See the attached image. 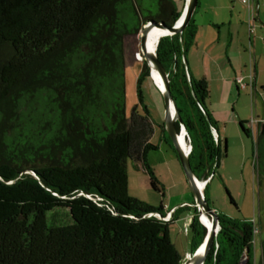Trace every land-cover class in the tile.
Returning a JSON list of instances; mask_svg holds the SVG:
<instances>
[{
    "label": "trees",
    "instance_id": "obj_1",
    "mask_svg": "<svg viewBox=\"0 0 264 264\" xmlns=\"http://www.w3.org/2000/svg\"><path fill=\"white\" fill-rule=\"evenodd\" d=\"M182 2L0 0V264H179L170 227L184 207L162 220L148 214L165 216L163 204L128 194L127 159L141 163L152 189L163 195V187L147 159L158 147L150 142L158 125L141 90L145 60L137 102L125 113L124 40L147 20L173 25ZM195 33L192 19L180 34L162 36L157 53L190 138L191 169L201 181L210 176L206 199L226 149L211 132L207 81L188 70ZM60 206L73 222L48 224L46 212ZM217 213L220 228L203 264H241L243 252V264H254L253 223ZM191 220L193 253L205 235L195 207Z\"/></svg>",
    "mask_w": 264,
    "mask_h": 264
},
{
    "label": "rangeland",
    "instance_id": "obj_2",
    "mask_svg": "<svg viewBox=\"0 0 264 264\" xmlns=\"http://www.w3.org/2000/svg\"><path fill=\"white\" fill-rule=\"evenodd\" d=\"M172 1L181 8L183 4L182 0ZM232 1L233 0H200L197 9L198 12L195 14L196 19H206L209 16L222 18L229 14V9L225 8L217 10L216 12H206L204 8L206 3H227L229 5H231V3H236L235 0L234 2ZM259 5H261V8H264V0H259ZM222 31L226 32V29L222 28ZM124 44L125 113L129 116L132 107L137 102L136 78L140 66L143 63V59L139 52L138 33L135 35H128L124 40ZM258 53L259 54L254 55V60H257L262 67L256 78L257 91L250 95L248 88L245 90L240 89L239 95L236 96L237 99L231 102L233 110L245 118L243 119L246 121L244 126L247 128L249 127L248 121L250 117L264 118V95H262L264 92L259 86L260 83L264 84V49L258 51ZM242 54L243 58L241 61L242 64L246 66L248 64L247 53L242 51ZM186 57L189 67L192 64L190 54L187 53ZM197 66L200 67L199 64H197ZM192 68V72H194V67ZM194 74L196 76V73ZM152 82L149 77L145 78L141 82V90L144 103L149 110L150 119L154 124L160 125L163 122V100L161 94L154 88V83L152 84ZM208 103L209 101L207 99V106ZM258 134L259 132L257 136ZM244 137V149L241 147L243 144L240 143L235 135H231L228 142H226L225 156L224 154L221 155L219 166L213 169V179L209 181L206 190V199L218 212H222L229 217L249 220L255 225L257 232L254 235L252 246L253 250L255 248L257 249V262L260 264L261 253L264 252V137L258 145V150L256 146L254 147L250 136ZM150 140L151 143L159 145L157 149L148 151L147 159L149 160L148 162H151L154 168V174L163 187V195L152 189L146 172L138 166V161L132 159H127L126 162L128 194L154 207H157L160 203L164 204V202L167 203L171 201L173 195L181 188H186V190L190 191L192 194L188 184H186L184 188L186 177L175 151H173V148L169 145L171 140H169V142H163L162 144L158 140V133L151 135ZM220 141V148L223 151V138ZM161 145L162 147H160ZM230 198L233 202L230 201ZM186 210L188 211L187 215L190 214V210L187 209V207H185V211ZM46 218L48 224L66 225L73 222L68 209L61 206L54 207L47 211ZM191 224L192 220L190 216L188 218L186 217L184 222L183 220H179L175 225L170 227L171 240L177 245L180 254L183 252V258L180 264H188L192 254L197 250L191 253Z\"/></svg>",
    "mask_w": 264,
    "mask_h": 264
},
{
    "label": "crops",
    "instance_id": "obj_3",
    "mask_svg": "<svg viewBox=\"0 0 264 264\" xmlns=\"http://www.w3.org/2000/svg\"><path fill=\"white\" fill-rule=\"evenodd\" d=\"M235 1L236 3H231V5L227 3H206L204 7L206 12H216L217 10L225 8L229 9V14L222 18L209 16L206 19L198 20L196 19V15H194L193 19L196 25V33L194 36V43L187 52L190 54L192 63L191 66L188 67V70L190 68L189 72L193 78H205L207 81L209 91V103L207 108L216 120L215 130L219 140L223 138V142L226 144L231 135H235L240 143L243 144L241 147L244 149V136L246 135L242 131L239 121H246L243 120L245 118L240 116L238 112L233 110L231 102L237 99L236 96L239 95L240 89L245 90L247 88L238 87L234 80L235 77H242L243 81H247L248 74L252 69L255 86L253 92L257 91L256 78L260 73L262 65H260L257 60H254V55L259 54L258 51L264 49V8H261V5H259L258 21L255 24L254 33L249 35L246 25V8L239 0ZM257 1L259 4V0ZM232 2H234V0ZM222 28H225L226 32H223ZM249 45L252 48L253 55L252 67L249 62ZM242 51L247 53L248 64L246 66H244L241 61L243 58ZM197 64H199L200 67H198ZM192 67H194V72H192ZM194 73H196V76ZM259 86L264 92V84L260 83ZM261 126L260 124L258 128ZM155 133H158V140L162 144L163 142H167L165 134L159 125L154 128L153 134ZM160 147H162V145ZM149 163L153 168L151 162ZM138 166L144 170L140 162ZM186 182L185 179L184 188L187 184ZM190 194V191H187L186 188H181L173 195V198L171 196V201L167 203L164 202V210L167 211V213H171L176 207H184L183 216L179 219L184 222L186 217H192V209L194 207L192 203H194V197L193 194ZM185 207L190 210V214L187 215L188 211H185ZM263 262L264 252L261 253L259 263L263 264ZM253 263L258 264L256 248L253 250Z\"/></svg>",
    "mask_w": 264,
    "mask_h": 264
},
{
    "label": "water",
    "instance_id": "obj_4",
    "mask_svg": "<svg viewBox=\"0 0 264 264\" xmlns=\"http://www.w3.org/2000/svg\"><path fill=\"white\" fill-rule=\"evenodd\" d=\"M200 0H185V5L182 8L179 17L171 26H167L161 22H155L153 20H147L141 27L140 31L138 32V40H139V52L143 55V59L146 61L147 58H150L158 67V71L160 74V78L162 81L161 87V96L163 100V125L164 129L169 136L173 149L176 153V156L179 160L183 173L186 177L187 184L195 197L194 205L197 207V212L203 210L211 215L212 218V232L209 233L207 237L200 243L198 249L201 250L200 254L196 257L192 264H203L206 258V255L214 242V238L216 233L218 232L220 226L218 222V213L217 211L209 204V202L205 199L204 195V187L209 178L204 179V184L202 188L200 187L199 179L194 175L189 160L188 155L191 151V143L190 138L187 134L186 128L179 116V113L176 109L175 102L172 98V94L169 88V70L167 68V64L163 61L157 53V44L159 39L164 35H171L175 33H181L184 28L189 24V22L193 19L197 9L199 7ZM150 27H157L163 30L161 36L158 37L156 43L151 47H148L147 43V32ZM148 66V65H147ZM184 131L186 134L189 142L188 148L185 149L182 146L180 141V133ZM30 172V171H28ZM34 175L33 172H30ZM194 208V207H193ZM183 258V252L180 254V261ZM244 262L241 260V264Z\"/></svg>",
    "mask_w": 264,
    "mask_h": 264
},
{
    "label": "built area",
    "instance_id": "obj_5",
    "mask_svg": "<svg viewBox=\"0 0 264 264\" xmlns=\"http://www.w3.org/2000/svg\"><path fill=\"white\" fill-rule=\"evenodd\" d=\"M246 8V25H247V31L249 35H252L254 33V28H255V24L258 21V9H259V4L257 2V0H239ZM249 62H250V66L252 67V61H253V55H252V48L249 45ZM188 77V76H187ZM235 83L237 84L238 87L240 88H248L250 95L253 93L254 91V74L252 69L250 70V73L248 74V80L247 81H243L242 77H235ZM249 127H248V131H249V135L252 138L253 141V145L254 147L256 146V140H257V133L259 132V128L258 126L260 124H264V118H254V117H250V120L248 122ZM211 128V132L213 135V138L215 141H217V134H216V130L213 126L210 127ZM254 159V163H255V157ZM171 213H167L165 216H162L160 213H149L148 216L153 215L156 218L162 219V220H167L169 219ZM257 232V228L255 227V225L253 224V229H252V234H253V239H252V244L254 242V235ZM246 259V254L245 252L242 253V258L241 260L244 262V260Z\"/></svg>",
    "mask_w": 264,
    "mask_h": 264
},
{
    "label": "bare ground",
    "instance_id": "obj_6",
    "mask_svg": "<svg viewBox=\"0 0 264 264\" xmlns=\"http://www.w3.org/2000/svg\"><path fill=\"white\" fill-rule=\"evenodd\" d=\"M184 5H185V2H184ZM184 5H183V7H184ZM162 33H164L162 29L157 28V27H150V29L147 32L148 47H151L152 45H154L156 43L158 37L161 36ZM143 58L144 57L142 55V59ZM146 63H147L148 68H149V77L153 81V83L156 86V88H158V90L161 93L162 81H161V78H160L158 67L150 58L146 59ZM179 137H180V141L182 143V146L185 149H187L189 140H188L186 134L184 133V131H182L180 133ZM199 181H200V187L202 188V186L204 184V180L203 181L199 180ZM193 197H194V202H195V197L197 198V195L194 193ZM195 208H196V212H197V207H195ZM197 215H198L199 222L205 228V235H204V238H205V237H207L209 235L210 232L213 231L212 230V218H211V215L208 214L207 212H204L203 210H201L200 212H197ZM204 238H203V240H204ZM200 252H201V250L197 248V250L192 254L188 264H192L193 261L198 256V254H200Z\"/></svg>",
    "mask_w": 264,
    "mask_h": 264
},
{
    "label": "clouds",
    "instance_id": "obj_7",
    "mask_svg": "<svg viewBox=\"0 0 264 264\" xmlns=\"http://www.w3.org/2000/svg\"><path fill=\"white\" fill-rule=\"evenodd\" d=\"M215 128V127H214ZM218 138V137H217ZM208 178H210V176L208 177Z\"/></svg>",
    "mask_w": 264,
    "mask_h": 264
}]
</instances>
